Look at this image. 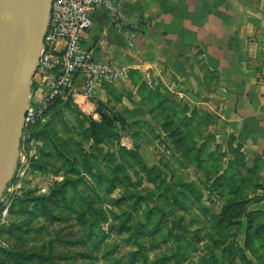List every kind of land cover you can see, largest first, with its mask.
<instances>
[{
	"label": "rangeland",
	"instance_id": "1",
	"mask_svg": "<svg viewBox=\"0 0 264 264\" xmlns=\"http://www.w3.org/2000/svg\"><path fill=\"white\" fill-rule=\"evenodd\" d=\"M159 100L151 123L99 104L113 124L58 100L23 129L25 162L1 200L0 264H264L260 164L217 138L212 110ZM91 121L101 144L88 139Z\"/></svg>",
	"mask_w": 264,
	"mask_h": 264
},
{
	"label": "crops",
	"instance_id": "2",
	"mask_svg": "<svg viewBox=\"0 0 264 264\" xmlns=\"http://www.w3.org/2000/svg\"><path fill=\"white\" fill-rule=\"evenodd\" d=\"M92 18L83 47L121 74L91 101L77 78L76 103L144 123L165 97L212 110L217 138L260 164L264 211V0H123L120 27L104 8ZM34 84L46 91L39 77Z\"/></svg>",
	"mask_w": 264,
	"mask_h": 264
},
{
	"label": "built area",
	"instance_id": "3",
	"mask_svg": "<svg viewBox=\"0 0 264 264\" xmlns=\"http://www.w3.org/2000/svg\"><path fill=\"white\" fill-rule=\"evenodd\" d=\"M122 1L50 0L48 25L33 78L34 83L35 77H39L47 91L44 92L43 86L37 88L35 97L38 95L40 98L38 101H30L23 129L45 122L50 107L56 100L75 99L77 78H83L80 90L87 101L95 98L100 86L117 81L121 70L97 61L83 47L82 41L84 34L93 26L92 14L98 8L107 10L115 26L120 27ZM19 162H25L21 153L18 164ZM2 215H6V212Z\"/></svg>",
	"mask_w": 264,
	"mask_h": 264
},
{
	"label": "water",
	"instance_id": "4",
	"mask_svg": "<svg viewBox=\"0 0 264 264\" xmlns=\"http://www.w3.org/2000/svg\"><path fill=\"white\" fill-rule=\"evenodd\" d=\"M49 14L50 0H0V206L18 165Z\"/></svg>",
	"mask_w": 264,
	"mask_h": 264
},
{
	"label": "trees",
	"instance_id": "5",
	"mask_svg": "<svg viewBox=\"0 0 264 264\" xmlns=\"http://www.w3.org/2000/svg\"><path fill=\"white\" fill-rule=\"evenodd\" d=\"M58 100H60V99H58ZM58 100H56L55 102H57ZM55 102L51 105L50 109L55 104ZM100 118L104 122H108V124H113V122H114L112 120L113 118L110 119L108 116L103 115V114L100 115ZM89 132H90V136H88V139L90 141H92L94 144H101L102 143L101 136L104 135V133H103L102 126H100V124H97V122L95 123V122L91 121V129H90ZM53 144H54V142H53ZM54 149H55V152L57 151L59 158H61L63 161H69L70 158L64 152H62L61 150H59V147L54 146ZM46 154H50V153H48V149H46V151H45V155ZM67 184H68V182H66V185ZM66 185L65 184H62L59 187V190H57L54 193H52V196H51L50 199L53 202L56 203L59 198H63L66 195V193H65V188L67 187ZM113 190H114V188H110L109 189V193H111ZM39 202H40V205H41V209H42V212H43V216L46 217V219H48V220L57 219L56 216H54L51 213V211L47 207V204H46V202L44 200H40ZM258 214H264V212H260ZM247 222H248V227L250 228L251 227L250 224L251 225L253 224V221H252V217L251 216H248ZM248 237H250L249 234H248Z\"/></svg>",
	"mask_w": 264,
	"mask_h": 264
}]
</instances>
